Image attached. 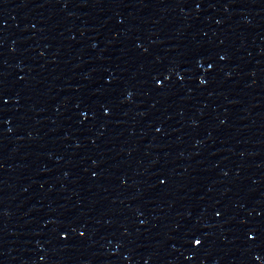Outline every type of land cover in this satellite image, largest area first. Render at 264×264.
<instances>
[{"label": "snow or ice", "instance_id": "6c2138e0", "mask_svg": "<svg viewBox=\"0 0 264 264\" xmlns=\"http://www.w3.org/2000/svg\"><path fill=\"white\" fill-rule=\"evenodd\" d=\"M196 243H199V241H196Z\"/></svg>", "mask_w": 264, "mask_h": 264}]
</instances>
